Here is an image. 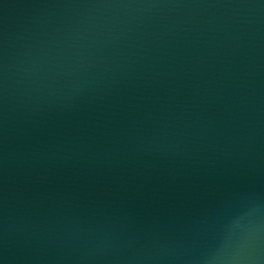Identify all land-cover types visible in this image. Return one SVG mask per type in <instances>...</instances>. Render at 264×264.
I'll use <instances>...</instances> for the list:
<instances>
[{
	"label": "water",
	"instance_id": "obj_1",
	"mask_svg": "<svg viewBox=\"0 0 264 264\" xmlns=\"http://www.w3.org/2000/svg\"><path fill=\"white\" fill-rule=\"evenodd\" d=\"M0 264H264V0H0Z\"/></svg>",
	"mask_w": 264,
	"mask_h": 264
}]
</instances>
